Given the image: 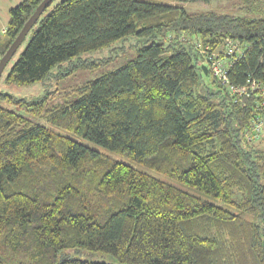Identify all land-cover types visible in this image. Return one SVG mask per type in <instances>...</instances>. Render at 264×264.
Masks as SVG:
<instances>
[{
    "label": "trees",
    "instance_id": "16d2710c",
    "mask_svg": "<svg viewBox=\"0 0 264 264\" xmlns=\"http://www.w3.org/2000/svg\"><path fill=\"white\" fill-rule=\"evenodd\" d=\"M54 1L28 32L6 83L43 82L63 62L126 36L147 45L63 104L48 108L42 99L0 92V264H106L77 257L83 254L109 255L118 264H264V135L259 142L244 139L253 99L235 102L203 73L200 47L181 39L200 37L212 50L237 40L243 51L230 82L264 80V18L180 5L209 0H61L49 10ZM238 1L243 10L264 12V0ZM41 2L23 0L10 9L0 57ZM208 83L216 89L204 88ZM2 103L24 105L52 127Z\"/></svg>",
    "mask_w": 264,
    "mask_h": 264
},
{
    "label": "rangeland",
    "instance_id": "374dc122",
    "mask_svg": "<svg viewBox=\"0 0 264 264\" xmlns=\"http://www.w3.org/2000/svg\"><path fill=\"white\" fill-rule=\"evenodd\" d=\"M22 1L23 0H0V33L3 32L2 27L7 25L8 23V20L10 18V9L14 8ZM59 1L61 0H55L53 4L49 7V10ZM180 5L183 6L188 12L215 11L221 14L225 13L235 17L264 18V12H262V10L256 9L252 11H247L241 9V4L238 0H209L208 2L195 1L183 3ZM30 35L31 33L27 34L15 54L12 56L10 61L7 63V65L1 72L0 92L8 93L16 100H23L27 102L42 99L44 101L45 107L48 108L55 105L63 104L72 92H74L77 88L81 87L85 83H88L102 76L103 74L116 70L124 66L128 62L134 60L137 56V51L140 50L143 46L147 45V42L144 39L138 38L134 35L126 36L106 48L95 52L84 53L76 59H71L63 62L61 64V67L54 68L51 71V75L43 82H35L23 86L8 84L5 81L6 76L10 71L11 67L20 57L21 53L24 51L30 39ZM59 74H63V76H60ZM206 80L208 81L207 78ZM207 85L208 86L204 88H207L210 91H214L216 89V87L210 83H208ZM73 98L74 97H71V99ZM2 105L30 120L35 121L38 124L44 125L46 127H52L44 120L33 118V116L29 112H27L26 107L24 105L17 106L7 103H2ZM54 131H57L60 134H65L71 138H75L72 134H69L62 130L55 129ZM75 139L80 141L87 147L98 151L103 156L110 158L112 161H118L127 164L137 171L150 174L162 181L187 190L188 192L198 196L203 200L212 202L230 211L237 212L235 208L222 202H219L213 197L208 196L204 193L188 188L187 186L182 185L174 180L154 173L124 155L114 153L110 150L92 144L83 139ZM240 197L241 193L236 192L235 200L238 201ZM77 257L89 261H101L106 264H118L117 261L109 255L83 254Z\"/></svg>",
    "mask_w": 264,
    "mask_h": 264
},
{
    "label": "built area",
    "instance_id": "2783aa9c",
    "mask_svg": "<svg viewBox=\"0 0 264 264\" xmlns=\"http://www.w3.org/2000/svg\"><path fill=\"white\" fill-rule=\"evenodd\" d=\"M181 39L200 47L203 64L207 71L222 88L235 97V102H237V97L242 98V104L250 98L253 99L254 116L244 139L249 143L259 142L264 135V80L248 79L243 85H235L230 82L228 75L236 60L242 56L241 43L237 40H226L222 48L216 47L212 50L209 44L202 45L200 37L192 39L182 37Z\"/></svg>",
    "mask_w": 264,
    "mask_h": 264
},
{
    "label": "water",
    "instance_id": "95a60500",
    "mask_svg": "<svg viewBox=\"0 0 264 264\" xmlns=\"http://www.w3.org/2000/svg\"><path fill=\"white\" fill-rule=\"evenodd\" d=\"M52 1L53 0H42V2L37 6L35 11L32 13V15L24 23L22 29L20 30L14 41L11 43L6 53L0 57V74L7 65V63L10 61L12 56L15 54V52L23 42L24 38L27 36L30 29L34 26L40 15L43 13V11L49 6V4ZM201 69L204 74H207V69L205 66H201Z\"/></svg>",
    "mask_w": 264,
    "mask_h": 264
},
{
    "label": "crops",
    "instance_id": "0c3cea01",
    "mask_svg": "<svg viewBox=\"0 0 264 264\" xmlns=\"http://www.w3.org/2000/svg\"><path fill=\"white\" fill-rule=\"evenodd\" d=\"M17 1H20V0H17ZM5 28H6V25L2 27V29H3L2 31H4V30H5Z\"/></svg>",
    "mask_w": 264,
    "mask_h": 264
}]
</instances>
